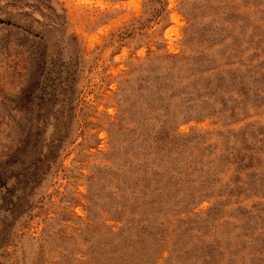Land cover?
Wrapping results in <instances>:
<instances>
[{
    "label": "rangeland",
    "instance_id": "obj_1",
    "mask_svg": "<svg viewBox=\"0 0 264 264\" xmlns=\"http://www.w3.org/2000/svg\"><path fill=\"white\" fill-rule=\"evenodd\" d=\"M0 264H264V0H0Z\"/></svg>",
    "mask_w": 264,
    "mask_h": 264
},
{
    "label": "trees",
    "instance_id": "obj_2",
    "mask_svg": "<svg viewBox=\"0 0 264 264\" xmlns=\"http://www.w3.org/2000/svg\"><path fill=\"white\" fill-rule=\"evenodd\" d=\"M218 86H219V85H218ZM206 88H208V89L211 88V86H210V82H208V84L206 85ZM140 116H141V115H140ZM188 120H189V119H188ZM172 121H173V123H171V124L169 125V129H170V130L164 127V128L160 131L159 135L157 136L158 139L163 140V139H168V138H169V136H170V132L173 131V130L175 129V127H176V123H175V121H174V120H172Z\"/></svg>",
    "mask_w": 264,
    "mask_h": 264
}]
</instances>
